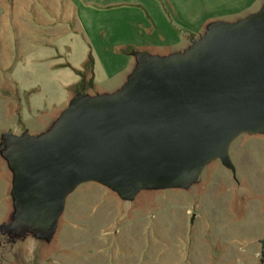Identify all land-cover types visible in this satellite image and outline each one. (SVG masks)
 <instances>
[{"label": "rangeland", "instance_id": "374dc122", "mask_svg": "<svg viewBox=\"0 0 264 264\" xmlns=\"http://www.w3.org/2000/svg\"><path fill=\"white\" fill-rule=\"evenodd\" d=\"M263 7L0 0V264H264V130L229 143L231 167L212 159L178 185L122 193L83 182L54 219L25 222L14 192L29 136L51 134L79 100L123 92L145 59L188 55L211 26L238 24Z\"/></svg>", "mask_w": 264, "mask_h": 264}, {"label": "water", "instance_id": "95a60500", "mask_svg": "<svg viewBox=\"0 0 264 264\" xmlns=\"http://www.w3.org/2000/svg\"><path fill=\"white\" fill-rule=\"evenodd\" d=\"M211 29L188 55L145 59L123 92L79 100L51 134L28 137L14 181L25 222L54 219L83 182L128 193L178 185L215 158L232 166L229 143L264 130V7Z\"/></svg>", "mask_w": 264, "mask_h": 264}, {"label": "flooded vegetation", "instance_id": "af4514ba", "mask_svg": "<svg viewBox=\"0 0 264 264\" xmlns=\"http://www.w3.org/2000/svg\"><path fill=\"white\" fill-rule=\"evenodd\" d=\"M199 44V42H197V40L195 41V40H193V44H192V46H190L189 48H188V51L189 50H191V47H194V45H195V47H196V45H198ZM194 47V48H195ZM160 59H165V58H160Z\"/></svg>", "mask_w": 264, "mask_h": 264}]
</instances>
